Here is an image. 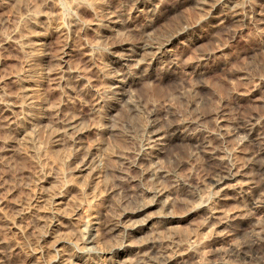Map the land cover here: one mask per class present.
I'll use <instances>...</instances> for the list:
<instances>
[{
    "label": "rangeland",
    "instance_id": "374dc122",
    "mask_svg": "<svg viewBox=\"0 0 264 264\" xmlns=\"http://www.w3.org/2000/svg\"><path fill=\"white\" fill-rule=\"evenodd\" d=\"M246 1L247 10L264 12V0ZM162 2L165 17L152 29L116 27L104 37L99 15L105 7L132 11L124 0H0V114L6 109L21 121L9 129L0 117V264H62L79 254L78 244L85 246L79 227L95 216L105 225L116 223L131 207L155 200V187L162 188L161 201L124 219L125 227L103 230L88 245L87 263L144 264L148 247L163 245L169 253L189 248L194 262L264 264V212L250 205L257 190L264 193V173L254 166L255 147L243 139L250 128L264 137V24L229 16L216 28L201 21L205 11L189 0ZM173 4L176 11L167 15ZM189 24L201 39L174 44L177 65L127 84L125 94L110 89L113 77L128 68L118 59L123 45L117 42L162 39ZM28 32L34 36L26 46ZM200 68L203 75L196 74ZM25 91L32 103H23ZM175 118L189 122L186 132L197 140L151 149L152 161L142 158L152 131H166L167 120ZM70 119L72 129L66 127ZM199 141L249 182L232 190L215 185V167ZM167 202L170 213L163 209ZM245 212L249 220L240 225L218 222ZM149 215L152 220L142 225ZM128 226L134 229L126 236ZM252 242L258 248L244 253Z\"/></svg>",
    "mask_w": 264,
    "mask_h": 264
},
{
    "label": "bare ground",
    "instance_id": "6f19581e",
    "mask_svg": "<svg viewBox=\"0 0 264 264\" xmlns=\"http://www.w3.org/2000/svg\"><path fill=\"white\" fill-rule=\"evenodd\" d=\"M179 1V0H178ZM183 1V0H181ZM195 7H197L200 10H204L205 14L203 15V17H201V21H207L208 23H210L213 27L219 28L222 27L223 24H226V20L229 16H231V18L237 22L242 21L245 22L248 20H252L254 22H259L264 24V12H262V9L257 8V6H253L251 10H247L246 9V4L248 3V1L246 0H189ZM124 2L126 3V5L130 4L132 11L128 12L125 9L122 10H108L105 8L103 9V11L101 12V14L99 15L100 17V21L98 23V25L101 26L102 28V33L103 36L105 37L108 36V32H112L113 30H117L116 27H122L124 31H135V30H141L144 32L150 30L153 28V26L156 23H160L163 19V16L166 14L163 11V2L162 0H124ZM251 2V1H250ZM39 3V2H38ZM178 4V3H177ZM257 4V2H256ZM255 4V5H256ZM171 5V4H170ZM169 5V6H170ZM174 5V6H173ZM172 7H169L167 9V15L172 14L173 12L176 11V4H173ZM44 6V5H43ZM39 7V6H38ZM180 7V5H179ZM130 8V9H131ZM45 11H39L40 16H43L45 13ZM31 14H29L30 16ZM177 15V14H176ZM28 16V19H29ZM36 16V15H34ZM46 17V16H45ZM165 17V16H164ZM176 17V16H175ZM32 18V17H31ZM172 18V16H171ZM174 18V17H173ZM27 19V17H26ZM35 19V18H34ZM167 19H169L167 17ZM41 20V19H40ZM232 20V22H233ZM38 21V20H37ZM234 21V23H235ZM28 22L33 23L32 25H35L34 21L29 20ZM27 22V23H28ZM164 22V21H163ZM166 22V21H165ZM168 22V21H167ZM180 22V21H179ZM228 22V21H227ZM250 22V21H249ZM186 24V23H185ZM26 25V24H25ZM31 25V24H30ZM39 25V24H38ZM159 25V24H158ZM162 25V24H161ZM163 25H168V24H163ZM243 25V24H241ZM28 26V25H27ZM236 26V25H235ZM240 26V25H239ZM36 27V25H35ZM164 27V26H163ZM171 27V26H170ZM174 27V25H173ZM100 28V29H101ZM167 28V27H166ZM175 29L171 31H169L168 35L164 36L162 39L159 38H152V36H148L145 37L143 39H140V41L138 42L137 45H129L128 41L125 39L126 41L122 40L120 42H117L119 45H123V51H121L120 54H118V59L123 63H121L122 65H125V67L127 66L128 68H123L124 70H122L121 72L117 73V77L116 76H112L113 79L115 80L113 83L115 84L114 86H110V89L115 88L116 90L114 91L119 93L120 95L124 93V91L126 92V85L127 84H131V83H135L136 80H140V79H144V78H148L151 77L154 70H156L157 68H163V67H167V66H175L179 63V57L177 56V53H175L174 50V44L176 42H184V41H188L191 43H198L201 39V35L199 33H197L195 31V25L194 24H189V25H177V27H174ZM31 29V28H30ZM160 29V28H158ZM165 29V28H164ZM172 29V28H171ZM237 29V27H236ZM33 30V29H32ZM31 30V31H32ZM167 31V30H166ZM34 32V31H33ZM36 32V31H35ZM116 32V31H115ZM151 32V31H150ZM165 32V31H164ZM114 33V32H112ZM24 35V34H23ZM140 35V34H139ZM147 35V34H146ZM153 35V34H152ZM34 34L32 32H28V34H25L22 42L25 41V45L29 46L30 44H32V40ZM138 36V35H137ZM143 37V36H142ZM103 38V37H102ZM111 38V37H110ZM120 38V37H119ZM141 38V37H140ZM137 39V38H136ZM4 40V38H3ZM138 40V39H137ZM111 41V40H110ZM21 42V41H20ZM19 42V43H20ZM116 42V41H115ZM10 43V42H9ZM42 43V42H41ZM112 43V42H111ZM128 43V45H127ZM131 43V42H130ZM115 44V43H114ZM32 46V45H31ZM24 47V46H22ZM26 48V47H25ZM37 49V48H35ZM112 49V48H111ZM209 49V48H208ZM39 50V49H38ZM68 50V49H67ZM122 50V49H121ZM68 53V52H67ZM66 54V53H65ZM116 54V53H115ZM62 55V54H61ZM64 55V54H63ZM118 61V60H117ZM221 61V59H220ZM181 64V63H180ZM120 65V64H119ZM193 66V65H192ZM201 66V65H200ZM122 67V66H121ZM177 67V66H176ZM195 67V66H194ZM168 68V67H167ZM164 70V69H163ZM198 73H203V70L200 68L198 70ZM157 72V71H156ZM155 72V75L157 74ZM54 72H50L49 74H53ZM160 74V73H159ZM157 74V75H159ZM200 74V75H201ZM203 75V74H202ZM152 78V77H151ZM154 79V78H153ZM160 80V79H159ZM141 82V80H140ZM147 82V81H146ZM152 83V82H151ZM129 84V85H130ZM113 85V84H112ZM145 84H143L144 86ZM142 86V85H141ZM148 86V85H146ZM26 87V86H25ZM129 87V86H128ZM142 88V87H141ZM25 89V88H24ZM149 89V88H148ZM26 90V89H25ZM142 90V89H140ZM113 91V90H112ZM23 92V91H22ZM195 93V92H194ZM125 94V93H124ZM24 101H28L30 99L29 94L27 91L24 92ZM109 95V94H108ZM115 95V94H114ZM117 95V94H116ZM120 95H118L117 97H119ZM187 95V94H186ZM190 96V95H189ZM208 96V95H207ZM28 97V98H26ZM187 97V96H186ZM206 97V96H205ZM178 98V97H177ZM194 98V97H192ZM191 98V99H192ZM7 99V98H6ZM4 100V99H3ZM9 100V99H7ZM6 100V101H7ZM32 100V98L30 99ZM118 100V99H117ZM193 100V99H192ZM198 100V99H197ZM11 101V100H10ZM206 101V100H205ZM31 101H28V103H30ZM199 102V101H198ZM12 103H18V102H12ZM12 103H7V106L12 105ZM32 103V102H31ZM115 103V102H114ZM262 103V102H261ZM2 104V103H1ZM194 104V103H193ZM192 104V105H193ZM197 104V103H196ZM201 104V103H200ZM257 104V103H256ZM179 105V104H178ZM211 105V104H210ZM1 106V105H0ZM18 106V105H17ZM25 106V105H22ZM194 106V105H193ZM255 106V105H254ZM3 107V106H2ZM5 107V106H4ZM31 107V106H30ZM33 107V106H32ZM200 107V106H199ZM204 107V106H203ZM9 108V107H8ZM15 108V107H14ZM13 108V109H14ZM28 108V107H27ZM26 108V109H27ZM197 108V107H196ZM205 108V107H204ZM212 108V106H211ZM1 109V108H0ZM3 109V108H2ZM10 109V108H9ZM12 109V108H11ZM193 109V108H192ZM215 109V108H214ZM25 110V109H24ZM29 108L27 109L26 112H28ZM135 110V109H134ZM212 110V109H211ZM11 111V110H10ZM9 111V112H10ZM2 113L0 114V117L3 118L2 120H4V124L6 125L7 128H11V127H15L17 124H19L17 120V118L14 115H9L7 110L4 109L1 111ZM25 112V113H26ZM212 112V111H211ZM16 113V112H15ZM203 113V112H202ZM198 114V113H197ZM248 115V114H247ZM28 116V115H27ZM19 117V116H17ZM171 117V116H170ZM184 117V116H183ZM72 118V117H71ZM174 118V117H173ZM185 118V117H184ZM222 118V117H221ZM180 118H178L179 120ZM29 120V119H28ZM170 120V121H169ZM167 121H169V123L166 125L167 129L166 131H160L159 128L154 129L152 131V135H151V139L150 141L147 143L146 147H145V152L142 155V158L146 159V160H150L148 159V155L151 152V149H155V151L159 150L161 147L168 145V144H191L192 142L196 141L197 139H195L194 137L190 136L187 132H186V122L187 121H177L176 118L175 119H168ZM21 122V121H20ZM123 123V122H122ZM189 123V122H187ZM74 124L75 121L73 119H70V121L66 122V127L68 129H72L74 128ZM117 124V123H116ZM190 125V124H189ZM188 125V126H189ZM252 125V124H251ZM191 126V125H190ZM65 127V128H66ZM119 127V126H118ZM120 128V127H119ZM226 128V127H225ZM161 129V128H160ZM248 129V128H245ZM26 130V129H25ZM256 130V129H255ZM191 131V130H190ZM225 131V129H224ZM223 131V132H224ZM25 132V131H24ZM118 132V131H117ZM228 132H226L227 134ZM259 133V132H258ZM195 134V133H194ZM229 134V133H228ZM24 135V134H23ZM225 135V132H224ZM23 137V136H22ZM197 137V136H196ZM25 138V137H24ZM246 139L248 141H250L253 145V147H255L256 149V153L254 154V166L256 167V171L259 174H263L264 173V137L263 135H259L257 136V133H254L253 128H250L249 131L246 133V136L243 137V139ZM27 141V139H26ZM25 141V142H26ZM199 145L200 148H202V152L203 154L207 157L208 161L215 167V175L213 176V180L215 181V185H223V189H227V190H232L235 188H240L243 187V184L245 185V183H247L248 180L244 181L243 178H240L239 176L245 175L244 172H241L240 169L238 170V167L236 169V167L233 165V163H231L229 160H227L226 158H224L223 156H220L219 153L214 149L211 148L208 142L205 141H199ZM176 146V145H175ZM162 150V149H161ZM160 151V150H159ZM154 153V152H153ZM152 153V155H153ZM150 156V155H149ZM155 156V155H154ZM153 156V157H154ZM152 157V156H150ZM247 157V156H246ZM249 158V157H248ZM153 159V158H151ZM253 159V157H252ZM154 160V159H153ZM152 161V160H150ZM148 161V162H150ZM241 161V160H240ZM249 161V160H248ZM87 163V162H86ZM237 164V163H236ZM253 164V163H252ZM246 165V163H245ZM238 166V165H237ZM252 166V165H251ZM242 167V166H241ZM253 168V166H252ZM147 170H149L147 168ZM251 170V169H250ZM254 170V169H253ZM243 171V170H242ZM246 171V170H245ZM156 174V176L161 175V172H154ZM255 173V172H254ZM247 175V174H246ZM264 175V174H263ZM261 176V175H260ZM244 177V176H243ZM250 177V176H249ZM252 177V176H251ZM250 177V178H251ZM263 177V176H262ZM156 178V177H155ZM239 178L242 181H239ZM250 180V179H249ZM252 180V178H251ZM234 181V182H233ZM244 181V182H243ZM249 182V181H248ZM257 186V185H256ZM255 189V188H254ZM257 189V188H256ZM259 189V188H258ZM155 200L156 198L159 199L160 196L163 195L162 193V188L160 187H155ZM259 191V192H258ZM258 193L254 194L253 199L250 202L251 206H254V208L259 211H263L264 212V193H262V191L260 192V190H257ZM190 194V193H189ZM163 198V197H162ZM161 199V197H160ZM159 199V200H160ZM191 199V198H190ZM155 200H151L149 202H147L146 204H144L142 207L139 208H133L131 207V210H126L120 219H118V221H115L116 223H113L112 225H105V223L103 220H101L99 218V216L96 218L92 217L89 219V221L82 225L81 227H79V234L80 237L84 243L85 246H79V254L80 253H85V257L83 259H79L78 257V253L76 255L67 257V258H63V260H61L62 264H89L87 263V258L86 254L89 253L91 247H88V245H90L91 243H95L97 237L103 233V230L106 232H112L113 230L116 229L117 226H123L125 227L123 224L120 225V223L123 222L124 219L131 218L134 215H137L138 213L142 212L145 208L151 206L153 203V201ZM176 200V199H175ZM161 201V200H160ZM163 201V200H162ZM167 201V200H166ZM158 202V201H156ZM170 202V201H169ZM167 202L165 205L160 206L163 207V209H165V213H167V211L170 213L171 210L170 209V203ZM191 202V201H190ZM164 203V202H163ZM171 203H173L171 201ZM195 203V202H194ZM198 203V202H197ZM176 204V203H175ZM181 206V204H180ZM183 206V205H182ZM173 207V206H172ZM191 207V206H190ZM193 207V206H192ZM202 207V206H201ZM133 208V209H132ZM169 208V209H168ZM160 209V208H159ZM161 210V209H160ZM173 211V210H172ZM161 213V212H160ZM172 213V212H171ZM247 213V212H245ZM95 214V213H94ZM243 214V213H242ZM249 213L245 214L244 216H240V214H238L239 216L235 215L236 217H228L226 220L224 221H220L218 219L219 224H226L229 226H232L234 224L236 225H240V222H244L246 220H249L248 215ZM35 215V214H34ZM92 215V214H91ZM163 215V214H162ZM166 215V214H165ZM94 216V215H93ZM170 216V215H169ZM110 217V216H109ZM213 217L212 215L209 216ZM220 218V217H219ZM108 219V218H107ZM165 219V216H164ZM223 219V218H222ZM116 220V219H115ZM126 220V221H127ZM130 220V219H129ZM152 220V217L149 215L147 217V219H145V223H143L142 225H147V223H149ZM170 220V218H169ZM44 222V221H43ZM169 222L168 220H165V223ZM249 222V221H248ZM108 223V222H107ZM111 223V221H110ZM109 223V224H110ZM132 226V224H131ZM163 226V225H162ZM149 227V226H148ZM237 227V226H236ZM227 228V227H226ZM125 229V235L127 236L128 233V229H134V227H126L123 228ZM115 232V231H114ZM131 232V231H130ZM159 232V231H158ZM155 233V232H154ZM78 234V233H77ZM104 234V233H103ZM102 234V235H103ZM159 234V233H158ZM56 235V234H55ZM110 235V234H109ZM130 235V234H129ZM157 235V234H156ZM57 236V235H56ZM101 236V235H100ZM125 236V237H126ZM160 236V235H159ZM260 236V235H259ZM258 236V238H259ZM110 237V236H109ZM164 237V236H162ZM261 237V236H260ZM154 240H158V238L160 237H154ZM2 240V239H1ZM57 240V239H56ZM161 240L162 243H165L166 240H164V238L159 239ZM152 242V241H151ZM264 244V242H262ZM77 244V243H76ZM260 243H256V242H252L249 243L247 245H245L244 248V253H246L247 251L252 250V249H257L258 245ZM2 245V244H1ZM152 245V244H151ZM85 247V248H84ZM84 248V249H83ZM150 252L148 253V255L145 257L146 258V262L144 264H172L173 262H177V264H207L206 262H194L193 260H191L187 253L189 251V248H183L180 250L177 249L175 251H172L171 253L168 252V248L165 246H160V247H156V245H152L150 247ZM83 249V250H82ZM1 250V249H0ZM114 252V251H111ZM190 252V251H189ZM91 253V251H90ZM117 253V252H116ZM114 254V253H113ZM60 255V254H59ZM92 255V253L90 254ZM89 255V256H90ZM142 255V254H141ZM61 256V255H60ZM59 256V257H60ZM88 256V255H87ZM66 257V256H65ZM141 258V257H140ZM144 258V257H142ZM59 259H54L51 264L56 263V261H58ZM145 260V259H144ZM1 261V260H0ZM90 262V261H89ZM59 263V262H58ZM219 264H229L228 262L222 261Z\"/></svg>",
    "mask_w": 264,
    "mask_h": 264
}]
</instances>
